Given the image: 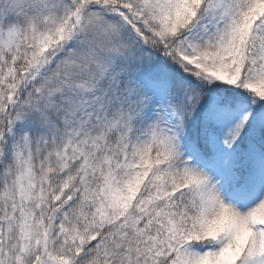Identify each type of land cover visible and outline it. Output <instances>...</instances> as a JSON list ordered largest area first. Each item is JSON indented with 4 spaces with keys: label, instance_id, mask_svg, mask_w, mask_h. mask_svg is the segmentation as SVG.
<instances>
[{
    "label": "snow or ice",
    "instance_id": "snow-or-ice-1",
    "mask_svg": "<svg viewBox=\"0 0 264 264\" xmlns=\"http://www.w3.org/2000/svg\"><path fill=\"white\" fill-rule=\"evenodd\" d=\"M0 264H264V0H0Z\"/></svg>",
    "mask_w": 264,
    "mask_h": 264
}]
</instances>
